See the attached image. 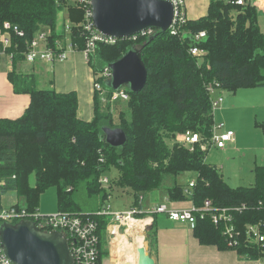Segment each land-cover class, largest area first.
<instances>
[{
	"label": "trees",
	"instance_id": "16d2710c",
	"mask_svg": "<svg viewBox=\"0 0 264 264\" xmlns=\"http://www.w3.org/2000/svg\"><path fill=\"white\" fill-rule=\"evenodd\" d=\"M235 1L212 0L206 16L195 21L187 18L176 35L153 31L150 36L136 35L113 45L98 44L88 63L96 82L107 91V98L113 90L105 86L109 80L98 75L132 48L142 49L148 72L142 91L126 89L130 98L117 117L112 104L102 102L100 93L95 92L94 118L82 121L78 117L77 93L41 89L33 77L19 75L15 69L9 73L15 93L28 94L31 100L23 116L0 118V211L3 197L15 192L27 210L35 212L45 192L55 188L57 211L86 215L98 224L102 262L109 257L104 245L108 244L110 217L100 212L103 205L107 208L111 191L100 180L113 168L118 177L110 184L131 190L134 206L139 205L140 196L164 189L170 202L191 201L201 208L211 200L216 209L241 208V212L234 213V225L242 235L237 247L230 248L223 230L206 216L197 218L194 235L201 245L236 251L247 260L264 259V248L250 243L245 236L247 224H262L264 230V167L256 168L253 186L232 188L218 168L207 163L206 151L199 146L190 151L172 142L186 132L211 139L215 122L210 86L223 95L225 90L235 93L264 87V33L259 11L255 5L239 6ZM67 2L0 0V31L11 41L8 53L14 55L15 65L26 61L31 41L44 29L51 31V47L66 35L75 50H85L87 34L81 25L84 11L78 6L69 8ZM64 7L69 9V34L57 31L58 15ZM5 23L10 30L4 29ZM15 28L23 35H18ZM202 31L207 36L197 43L194 37ZM197 45L205 51L202 57L190 54ZM105 127L122 129L126 144L118 148L107 144ZM182 175L196 182L190 196L184 192L190 179L178 182ZM167 180L172 185L166 187ZM81 192L88 198H98V206L84 210L78 200ZM156 237L153 223L146 235L149 246Z\"/></svg>",
	"mask_w": 264,
	"mask_h": 264
},
{
	"label": "built area",
	"instance_id": "2783aa9c",
	"mask_svg": "<svg viewBox=\"0 0 264 264\" xmlns=\"http://www.w3.org/2000/svg\"><path fill=\"white\" fill-rule=\"evenodd\" d=\"M68 1V0H67ZM76 6L80 7L84 11V21L81 24L84 31L87 34L86 48L82 52L85 59L89 61L90 55L95 53L98 44L113 45L117 41L116 39L109 38L101 34L95 28L93 23V9L92 0H73ZM174 7V18L170 27L173 35L177 34V29L180 25L186 22V9L184 0H169ZM261 8L264 11V0H260ZM68 3V2H67ZM239 6H246L247 0H236L233 2ZM62 28V33H70L71 24L66 21ZM60 27V28H61ZM5 30H10L11 26L8 23L4 25ZM15 31L18 35H23L17 28ZM51 31L44 29L31 41L27 52L25 53L26 61L30 64L38 62L55 64L58 62L66 61L69 58V54L74 51V47L71 42H64L63 39L56 40L54 47L49 45L48 38ZM153 31H147L140 35L150 36ZM207 34L205 31L198 33L194 38L197 43H201ZM134 37V36H132ZM11 47V41L8 38L0 40V61L8 59L13 62L14 55L8 53ZM205 51L198 45L193 46L190 49V54L194 57H202ZM98 77L110 80L112 72L110 68L105 69L98 75ZM95 92H99L102 102L115 103L117 101L127 102L130 98L126 88H121L118 91H113L109 98L106 97L107 91L103 89L102 85L98 82H94ZM209 93L212 95L213 109L220 108L224 103V97L222 91H217L215 87H209ZM219 130H224V124L214 125L213 136L211 139H202L199 134L193 132H186L178 135L173 142H177L185 147H188L190 151H193L196 146H199L202 151L208 152L211 148H217L220 150L226 149L227 145L235 140L234 131H224L219 134ZM101 183L107 186L110 182L107 178H102ZM187 187L184 190L185 194L191 195L192 188L196 182L190 179L187 183ZM111 199V196H110ZM145 200L144 196L139 197V205L133 206L129 210L125 211H113L110 205L106 209L100 212V215H107L110 217V223L107 227V234L113 242L117 234L121 233L122 226H127L130 221L140 222L144 219H138V215L143 214L142 204ZM141 206V207H139ZM241 212L239 207H228L216 209L213 207L211 200H206L201 208H197L192 204L190 209L175 210L170 208L167 204H160L152 209L151 214L166 215L172 222L187 223L191 226H195L197 218L200 216L208 217L212 221L213 225L223 230V234L227 237L228 246L235 248L239 245L241 233L237 231L234 225V213ZM205 217V218H206ZM23 220L33 221L43 231H59L66 236L70 241L71 251L74 257V264H102L100 259V238L98 235V224L86 215H75L64 212L55 213H42L40 210L35 212H29L25 206L19 204L12 205L7 208H3L0 211V222L16 224ZM128 227V226H127ZM245 236L252 244H256L258 247L264 248V230L262 224H247L245 226ZM0 264H14L4 253L0 243Z\"/></svg>",
	"mask_w": 264,
	"mask_h": 264
},
{
	"label": "crops",
	"instance_id": "0c3cea01",
	"mask_svg": "<svg viewBox=\"0 0 264 264\" xmlns=\"http://www.w3.org/2000/svg\"><path fill=\"white\" fill-rule=\"evenodd\" d=\"M184 1L188 21H195L207 15L212 0ZM258 2L260 0H247V3L252 5H256ZM57 26V31L60 33L63 28L59 27L60 21ZM5 35L6 33L0 31V40ZM64 38L67 39V42H70L69 37L65 35L62 39ZM88 62L82 52L74 50L69 54V58L66 61L58 62L53 66V76H49L50 72L48 74L45 72L50 67L45 63L30 64L23 61L15 65L8 59H3L0 61V118L17 119L23 116L30 105V96L28 94L15 93L14 87L9 81L8 74L15 69L19 75L33 77L41 89H53L58 93L64 94L77 93L79 98L78 117L82 121L90 122L94 118L95 73ZM238 142V133L235 132V140L229 143L226 148H233ZM124 191L130 192L127 189H124ZM134 202L133 198V202L126 210L132 208ZM15 204L24 206V200L19 198L15 192H11L3 197V208ZM160 204H167L175 210H186L192 206L191 201L170 202L167 194L161 195L159 191H154L145 196L142 209L143 214L148 216L144 219L147 220V228H150L153 223L157 227V237L151 246H149L145 238L147 242L146 249L156 264H264V259L257 261L247 260L241 258L236 251H225L220 250L216 246L201 245L194 235V226L187 223L172 222L166 215H162L160 218V216L158 217L159 214H151L152 209ZM40 212L47 213L42 210ZM115 247L116 245L113 240V254L116 256L118 254L122 255V249L116 250ZM133 252L131 259L123 257L124 260H121L118 257L111 256L103 259L102 264H137V250L135 249Z\"/></svg>",
	"mask_w": 264,
	"mask_h": 264
},
{
	"label": "water",
	"instance_id": "95a60500",
	"mask_svg": "<svg viewBox=\"0 0 264 264\" xmlns=\"http://www.w3.org/2000/svg\"><path fill=\"white\" fill-rule=\"evenodd\" d=\"M92 9L97 31L116 40L150 30L166 33L174 18V7L169 0H92ZM107 67L112 77L105 86L110 90L126 88L139 93L146 86L148 72L142 49L132 48ZM103 133L105 142L112 147H122L127 142L120 128L105 127ZM0 243L14 264H74L69 239L59 231H43L30 220L2 223ZM137 264H156L145 246L137 249Z\"/></svg>",
	"mask_w": 264,
	"mask_h": 264
},
{
	"label": "rangeland",
	"instance_id": "374dc122",
	"mask_svg": "<svg viewBox=\"0 0 264 264\" xmlns=\"http://www.w3.org/2000/svg\"><path fill=\"white\" fill-rule=\"evenodd\" d=\"M255 6L259 11L258 20L264 33V11L261 8V2H258ZM68 7H76L75 1L68 0ZM68 11L69 9L64 7L59 12V27L63 26L64 21L68 22ZM61 16L62 18L60 19ZM45 64L50 67V69L45 73L48 74L50 72L49 76H53V66H55L56 63ZM223 97L225 99L223 107L221 106L220 108L214 110L215 125L220 123L224 124V130H219V134L229 130L237 132L239 142L233 148L228 147L224 150L217 148L209 149L206 155V161L209 165L218 168L220 173L223 175L224 181L230 187H250L256 182V168L264 167V87L241 89L235 93L225 90ZM126 103L127 102L122 100L112 103V110L116 117L119 111L126 109ZM103 176L111 182L118 177V173L112 168ZM190 177L191 176L189 175H182L178 178V182L183 184L188 181ZM170 185H172V181L167 180L165 186L168 187ZM104 187L109 188L111 191L112 196L108 202V205L112 207L113 211L126 210L133 202L134 195L132 194L131 190L127 189L130 191L128 193L124 191L123 188L110 183ZM159 193L161 195L164 193L167 194L164 189L160 190ZM78 200L80 201L82 208L87 211L94 209V206L97 207L99 204V202H97L98 198H88L84 192L78 194ZM40 205V210L44 212H57V191L55 188H50L45 192V194L41 197ZM103 209H106V205H103ZM159 216L161 218L162 214H159L158 217ZM143 221L140 222L142 223ZM147 227L148 226L144 227V230L142 229V226L139 228L137 227L139 229V234L142 233L141 235L144 236L143 246H145V248L147 246V242L145 241L148 229ZM127 229V226H122L120 234L124 236L123 240L125 243H130L128 249H130L131 254H133L134 252L133 248H131V244L136 245V242L129 235V231L132 230L137 234L138 232L137 230L130 228L127 232ZM107 235L108 244L104 245V248L109 251V257L113 256L115 258L118 257L121 260H124L123 255L118 254L116 256L113 254V242L109 238V234ZM117 239L118 238L116 236V240ZM135 249L137 250V247Z\"/></svg>",
	"mask_w": 264,
	"mask_h": 264
},
{
	"label": "bare ground",
	"instance_id": "6f19581e",
	"mask_svg": "<svg viewBox=\"0 0 264 264\" xmlns=\"http://www.w3.org/2000/svg\"><path fill=\"white\" fill-rule=\"evenodd\" d=\"M145 222L147 223V221H145V220L142 223L141 222L130 221L129 225H127L128 226L127 232L129 230V228L133 229V230H137V232H138V234H137L136 232H133L132 230L129 231V233H130L129 235L132 238H134V241L136 242V245L131 244L132 245L131 248H133V251L135 250L136 247L139 249L140 247L143 246V243H144L143 235L139 234V229L138 228L140 226H142V229L144 230V227L147 226ZM117 238H118L117 240H116V238L114 239V243L116 245V247H115L116 250L117 249H119V250L122 249V253L121 254L125 258H128V259L131 258L132 254L130 252V249H128V246L130 245V243H125V241L123 240L124 236L122 234H117Z\"/></svg>",
	"mask_w": 264,
	"mask_h": 264
}]
</instances>
